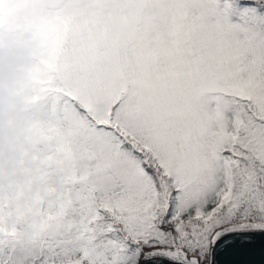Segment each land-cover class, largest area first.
Wrapping results in <instances>:
<instances>
[{"label":"snow or ice","instance_id":"snow-or-ice-1","mask_svg":"<svg viewBox=\"0 0 264 264\" xmlns=\"http://www.w3.org/2000/svg\"><path fill=\"white\" fill-rule=\"evenodd\" d=\"M29 2L0 264H264V0Z\"/></svg>","mask_w":264,"mask_h":264},{"label":"trees","instance_id":"trees-1","mask_svg":"<svg viewBox=\"0 0 264 264\" xmlns=\"http://www.w3.org/2000/svg\"><path fill=\"white\" fill-rule=\"evenodd\" d=\"M7 4L11 5L12 7V11L10 14L11 24L9 27L11 29H6L8 28V26H6L4 30L0 31V54H3L5 61L9 57H19L26 55L29 51L33 49L36 43L33 31V22L36 17V12L34 11L32 13V7L19 8L15 5V3L11 1H7ZM24 23L27 24L24 25ZM13 41L15 43H20L18 48H16V46L12 43ZM6 85H8L9 89H11L13 92L18 93V84H15V81ZM13 115L14 111L8 112V117L5 122L3 135L2 138H0V163L2 162V158L4 157V154H2V147L4 144H7L9 150L13 149L18 151V141L16 139V135L18 132V121H11V117ZM5 131H8L7 135H5ZM12 155V153H9L7 159L9 163V168L14 167V165L16 164L12 163L10 160V157Z\"/></svg>","mask_w":264,"mask_h":264},{"label":"clouds","instance_id":"clouds-1","mask_svg":"<svg viewBox=\"0 0 264 264\" xmlns=\"http://www.w3.org/2000/svg\"><path fill=\"white\" fill-rule=\"evenodd\" d=\"M33 58V50L24 56L9 57L7 61H5L3 54H0V138H2L5 122L10 110L8 103L9 94L5 86L8 83L20 80L25 75L26 69L31 64ZM15 101L16 108L14 114L18 119L22 114L24 106V94L17 93ZM17 126L19 127V125Z\"/></svg>","mask_w":264,"mask_h":264},{"label":"rangeland","instance_id":"rangeland-1","mask_svg":"<svg viewBox=\"0 0 264 264\" xmlns=\"http://www.w3.org/2000/svg\"><path fill=\"white\" fill-rule=\"evenodd\" d=\"M7 1H11V2H13V3H15V5L17 6V7H19V8H29V7H32L33 9H32V13L35 11V9H34V6H32V4L29 2V0H5V2L7 3ZM27 23H24V25H26ZM10 27V25L8 26V28H6V29H11V28H9ZM15 46H16V48H18L19 47V45H20V43H15L14 41L12 42ZM8 59V58H7ZM7 59H6V61H7ZM18 81L19 80H16L15 81V84H18ZM13 84V83H12ZM14 86V85H13ZM6 87V89H7V91H8V93H15V92H13L11 89H9V86L8 85H6L5 86ZM15 94H17V93H15ZM18 121V119H17V117H16V115L14 114L12 117H11V121L12 122H14V121ZM7 133H8V131H5V135H7ZM8 153V154H7ZM9 153H12L13 155L10 157V160H11V162L12 163H16V160H17V158H18V156H19V152L18 151H16V150H9L8 149V146H7V144H4L3 145V147H2V154H4V157L2 158V162L0 163V166H2V167H4L5 169H7V170H9V171H11L12 169H14L15 168V165H14V167H12V168H9V163H8V156H9ZM18 154V155H17ZM30 163V162H29Z\"/></svg>","mask_w":264,"mask_h":264},{"label":"water","instance_id":"water-1","mask_svg":"<svg viewBox=\"0 0 264 264\" xmlns=\"http://www.w3.org/2000/svg\"><path fill=\"white\" fill-rule=\"evenodd\" d=\"M8 103H9V112H12L15 110L16 108V101H15V97L17 94L15 93H8Z\"/></svg>","mask_w":264,"mask_h":264}]
</instances>
